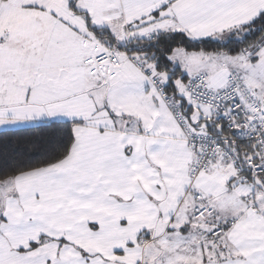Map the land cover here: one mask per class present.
<instances>
[{
    "label": "snow or ice",
    "instance_id": "obj_1",
    "mask_svg": "<svg viewBox=\"0 0 264 264\" xmlns=\"http://www.w3.org/2000/svg\"><path fill=\"white\" fill-rule=\"evenodd\" d=\"M0 264H264V0H0Z\"/></svg>",
    "mask_w": 264,
    "mask_h": 264
}]
</instances>
